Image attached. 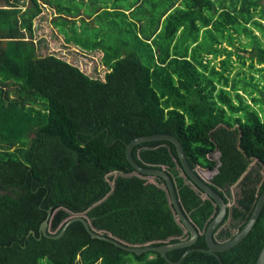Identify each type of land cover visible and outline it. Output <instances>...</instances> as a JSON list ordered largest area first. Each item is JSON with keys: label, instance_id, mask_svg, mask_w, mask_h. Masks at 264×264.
Here are the masks:
<instances>
[{"label": "trees", "instance_id": "1", "mask_svg": "<svg viewBox=\"0 0 264 264\" xmlns=\"http://www.w3.org/2000/svg\"><path fill=\"white\" fill-rule=\"evenodd\" d=\"M0 1V264H169L156 251L137 255L92 238L80 221L58 238L39 230L47 220L56 235L71 213L87 210L104 235L132 244L188 239L163 178L122 174L111 186L115 172L134 171L126 145L155 133L174 135L193 170L216 167L210 187L222 197L247 170L232 210L243 227L264 190L262 173L248 170L254 158L264 169V0H95L92 9L80 0L75 11L60 0H27L23 10ZM46 4L65 43L102 52L103 78L39 54L33 21ZM131 155L144 168L166 166L202 231L168 259L255 264L264 204L246 237L210 254L203 234L218 209L186 183L174 145L141 142Z\"/></svg>", "mask_w": 264, "mask_h": 264}, {"label": "water", "instance_id": "2", "mask_svg": "<svg viewBox=\"0 0 264 264\" xmlns=\"http://www.w3.org/2000/svg\"><path fill=\"white\" fill-rule=\"evenodd\" d=\"M153 140H168L174 145L180 164L182 166L183 176L189 177V180H187L186 183L189 184L194 190H199L200 197L202 199H211L214 204V207L216 208L217 205L219 207L217 214L213 217V219L210 221V223L207 225L204 231L203 235L206 242V248L202 250L218 256L217 254L218 252L230 249L231 247L238 244L244 237H246V235L252 229L253 225L256 223L260 215L261 209L264 204V190L257 196L253 211L250 217L247 219L246 223L243 225V227L240 229L236 228L233 234L227 239H219V238L216 239L215 231L223 222L227 212V203L225 202L223 197L210 187V184H212L211 178L216 173V167H214L212 170L203 169L200 167H197L193 170L189 166L186 160L184 149L180 141L174 135L166 134V133H155L151 135L138 136L133 140H131L126 145L125 155L128 162L132 165L134 171L130 174L115 172L114 179L111 182V186L112 189H114L116 176L122 174L136 175L138 177L145 178L148 180H153L155 176H159L163 178L167 186V192L170 199V204L172 205V209L174 211V216L181 221L184 228L189 232L188 239L181 240L180 242H176V243H165L158 246L151 245V243H147V242L140 244H132L122 239L116 238L111 234H109V236L104 235L101 230H99L94 226L92 220L87 215V210L84 212L71 213L65 224L61 227L59 233L56 235H51L53 232V230H51V223H48L47 220H43L39 227V230L42 233V235L46 237L58 238L64 233L68 224H70L73 221H80L83 224L85 230L89 233V235L92 238H98L111 242L116 246L124 250H127L129 252H134L137 255L148 251H156L163 258H165V260L169 264H176L177 262H173L170 259H168L167 252L171 249L189 247L193 245L196 242L199 234L202 233V231H200L197 227L194 226L192 221L189 219L188 215L180 206L179 199L175 191L174 181L167 172L166 166L162 167L161 169L144 168L140 166L138 163H136V161L133 159L131 155V151L136 144L146 141H153ZM215 151H217V149ZM217 164H219V162H217ZM201 170L210 171L211 172L210 176L208 178H205L200 172ZM246 171L247 170H245L244 173H246ZM244 173L232 184V186L235 187V185L242 179ZM262 176H264L263 168H262ZM50 212H51L50 210H47L48 214H50ZM31 232L33 233V231ZM187 252L188 250L185 253ZM255 264H264V245L262 246L258 254Z\"/></svg>", "mask_w": 264, "mask_h": 264}, {"label": "rangeland", "instance_id": "3", "mask_svg": "<svg viewBox=\"0 0 264 264\" xmlns=\"http://www.w3.org/2000/svg\"><path fill=\"white\" fill-rule=\"evenodd\" d=\"M12 1L19 2V4H22L23 6H27L28 4L27 0H22V1L12 0ZM60 1L63 2V0H60ZM93 1L95 0L83 1L82 2L83 9L85 7H88V9H92L93 5L91 2ZM101 1L104 3V0H101ZM120 1L121 0H118V2ZM79 2L80 0H73V2H71V0H67L64 2V5H70L72 11H75L76 8L78 7V4H80ZM108 2H110V5H111L113 4L114 0H108ZM70 3H72V5ZM45 8H43V12H41V15L35 18L33 21L34 26H35L34 40L37 41V43L40 46V48L38 49L39 54L53 53L56 56L63 58L67 60L68 62L79 66V68L83 70L85 73L93 77L103 78V75L106 72V69L101 62L102 53L100 51H92V52L84 51L82 49L73 47L70 44L65 45L63 37L60 34L53 31L54 30L53 26L50 23L51 16H53V11L52 10L48 11ZM244 41L245 39H243V36H242V42ZM242 54L248 57L250 55V51L242 52ZM237 69H239L238 63H236V68L233 70V72H235ZM244 70L247 71V66L244 67ZM218 155L219 153L215 151L212 154V157L214 159H217ZM253 169L259 170V172L262 173V170L258 167L257 161L255 159H253L250 162L248 170L253 171ZM200 172L205 178H208L211 174V172L208 170H201ZM235 189L236 187L233 186L232 190L234 191Z\"/></svg>", "mask_w": 264, "mask_h": 264}, {"label": "flooded vegetation", "instance_id": "4", "mask_svg": "<svg viewBox=\"0 0 264 264\" xmlns=\"http://www.w3.org/2000/svg\"><path fill=\"white\" fill-rule=\"evenodd\" d=\"M240 181L235 185L236 189L234 191L232 190V187H233L232 185H230L228 188H226L222 191L223 197H224L223 199L227 203V212H226V215L224 217L223 222L218 227V229H216V231H215L216 239L219 238L218 235H220L221 231L224 229L225 230L228 229L230 231V234L226 235L225 237H220V238H222V239L229 238L233 234V232L235 231L236 228L239 229L240 224L243 221L241 219H236V220L232 219L233 218L232 217V210L235 206H238L237 199H238V196L240 195V192H241V189L238 186ZM217 209L219 210L218 205H217ZM218 210H217V212H218Z\"/></svg>", "mask_w": 264, "mask_h": 264}, {"label": "crops", "instance_id": "5", "mask_svg": "<svg viewBox=\"0 0 264 264\" xmlns=\"http://www.w3.org/2000/svg\"><path fill=\"white\" fill-rule=\"evenodd\" d=\"M21 1H22V0H21ZM63 1L65 2V1H67V0H63ZM83 1H86V0H83ZM71 2H73V0H71ZM70 4L72 5V3H70ZM108 6L111 7L110 3H109ZM45 7H46V8H45ZM21 8H22V10H23V9L25 8V6H23V7H21ZM43 8L47 9L48 11L52 10V11H53V15L55 14V9H54L53 7H50L49 5L46 4V5H43ZM82 11H83V9H82ZM82 11H81V12H82ZM42 12H43V9H42ZM99 12H101V10L98 11V13H99ZM128 12H129V11H127L126 13L128 14ZM40 15H41V14H40ZM40 15H39V16H40ZM52 17H53V16H51V18H52ZM76 22H77V24L80 23V22L78 21V19L76 20ZM50 23L52 24V21H50ZM33 26H34V23H33ZM52 26H53V24H52ZM96 27L99 28L100 25L97 24ZM53 29H54V30H53L54 32L60 34V33L58 32V30H57L56 27L53 26ZM34 30H35V26H34ZM60 35L63 37L62 34H60ZM63 39H64V37H63ZM64 44L67 45V43H65V40H64ZM68 45H69V44H68ZM70 45L73 46V47H76V48L80 49L78 46H75V45H73V44H70ZM101 53H102V52H101Z\"/></svg>", "mask_w": 264, "mask_h": 264}]
</instances>
